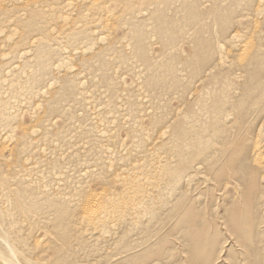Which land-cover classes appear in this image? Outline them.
Here are the masks:
<instances>
[{"label":"bare ground","instance_id":"1","mask_svg":"<svg viewBox=\"0 0 264 264\" xmlns=\"http://www.w3.org/2000/svg\"><path fill=\"white\" fill-rule=\"evenodd\" d=\"M214 1L206 13L201 0H0V264H98L79 259L89 248L106 264H214L213 197L231 209L219 225L247 255L262 254L264 0ZM190 23L200 32L185 60L176 43ZM211 27L226 44L213 48ZM158 42L165 54L151 61ZM29 50L34 62L23 61ZM227 63L242 72L238 97ZM177 65L203 86L185 111L167 97L189 86ZM204 190L212 200L200 203Z\"/></svg>","mask_w":264,"mask_h":264},{"label":"rangeland","instance_id":"2","mask_svg":"<svg viewBox=\"0 0 264 264\" xmlns=\"http://www.w3.org/2000/svg\"><path fill=\"white\" fill-rule=\"evenodd\" d=\"M204 2V0H201V3H202V8H203V10H205V8H206V13H214L215 12V10H213V9H215L214 8V6H216L215 5V1L213 2L214 4L213 5H211V2H212V0H210V2L208 1V0H206L205 1V3L207 2V3H210V4H204L203 2ZM226 3H222V5H224V7L226 8L228 5H229V7L228 8H226V9H230V7H232V3L230 2L229 3V1H228V3L225 5ZM175 6H173L174 8H176L177 10H179L180 9V13L181 14H178V16L181 18V17H183L184 15L185 16H187V17H189L190 15H191V13H192V11H194V10H192V8H190V10H187V11H185L186 9H188V8H186L185 6H183L181 3H177V4H174ZM206 5V6H205ZM205 6V7H204ZM184 8H185V10H184ZM181 9H182V11H181ZM209 9V10H208ZM175 13H176V11H175ZM176 17L177 19H179V17ZM236 16H234V18H235ZM190 18V17H189ZM214 19H210V21H208V22H210V23H214V21H213ZM191 24V23H190ZM190 24H187V25H185L184 27H183V30L181 31L182 33L181 34H179V36H180V38L179 37H177V38H179V41L177 40V42L179 43V42H181V43H179V44H177L176 43V48L178 49V55H180V56H182V53H183V56H184V54H185V56H184V58H185V60L188 58V54H190V52H189V47L192 45V43L194 42V41H196L197 40V38H195V37H197V35L199 34V30H200V25L199 24H194V23H192L191 25ZM209 24V23H208ZM198 25V26H197ZM193 27V28H195V29H197V30H194L193 29V32H192V30L190 29V27ZM246 26H242L241 28H245ZM212 28V31L211 32H213L214 31V33H211V36L212 37H216L215 39H213V41H212V46H213V48L214 47H216V46H218V45H223V44H226L225 43V41L229 38H231L230 36L232 35V33L234 32V34H235V32H236V27H234L233 26V28L230 30V33H228L227 35H228V37H227V39L223 36V34L222 33H218V32H216V30L218 31V28L217 27H211ZM219 28H222V27H219ZM185 29V30H184ZM215 29V30H214ZM191 31V32H190ZM197 33H196V32ZM233 31V32H232ZM191 34V35H189L188 36V34ZM219 34V35H218ZM230 35V36H229ZM184 36H185V38H184ZM189 38H188V37ZM219 36V37H218ZM182 37V38H181ZM195 39H194V38ZM218 38H220V40L218 39ZM185 39V40H184ZM189 39V40H188ZM190 39H191V41H190ZM161 40V39H160ZM216 42H215V41ZM157 41H159V40H157ZM185 42H187L186 44H185ZM221 42H222V44H221ZM214 43V44H213ZM158 44H160L159 42H158ZM182 44H184V45H182ZM189 46H188V45ZM216 44V45H215ZM227 44H230L229 42L227 43ZM179 45H180V49H179ZM184 46V47H183ZM161 47V48H160ZM162 47H163V45L161 46V44L160 45H156V47H154L155 48V52L153 53V55H154V57L153 56H151V61H153L155 58H158V56L159 57H161L163 54H165L164 52V48L162 49ZM181 47H183V49H181ZM186 47H187V49H186ZM159 49L161 50V52H159ZM181 50H183V51H181ZM158 52V53H157ZM163 52V53H162ZM181 52V53H180ZM157 53V54H156ZM162 53V54H161ZM160 54V55H159ZM176 55H177V53H175ZM187 54V55H186ZM219 54L218 53H216V56L214 57V62H212V64L214 65V64H218V63H220L221 62V58H219ZM164 58H165V60H169V62L174 58V55H171L170 57L169 56H166V57H162V60H164ZM220 59V60H219ZM23 61H25V62H28V61H32V62H34V57H33V53H32V51L31 50H29V53H27V56L26 57H24L23 58ZM218 61V62H217ZM32 65H33V63H32ZM31 65V66H32ZM174 66H175V63H174ZM225 65H222L221 64V68H224V69H228L227 70V72L229 73V85L231 86V92H232V94H233V96L234 97H238V96H240V92H238V91H242V89H243V86H242V84H240L241 83V80H242V78H241V71H239V70H236V68L232 65V63L230 64V66L228 65V63H227V65H226V67H224ZM228 66V67H227ZM233 66V67H232ZM180 68V70L181 71H183V72H180V70H179V68ZM182 66L181 65H177L176 66V68H177V70L180 72V74H183L184 73V78H183V80H184V85L185 86H187V85H189V86H187L188 88H184V86H180V85H178V87H177V89L178 90H176V92H175V94L174 93H170L169 95H167V97L170 99H172L173 101H172V105L175 107V108H178V106H176V105H178V103H179V105L182 103V102H185V103H187L186 105H185V107H184V111L185 110H187V108H188V103H190L191 102V100H192V94H193V90L195 89L194 88V86L196 87V89H198V87L199 88H202L203 86H201V84L200 83H195V80H193V77L196 75V72H193L192 74L188 71V69H186V72H185V69L184 68H181ZM220 68V69H221ZM183 69V70H182ZM234 70H236V72L234 71ZM191 71V70H190ZM209 71H210V73L212 72L210 69L209 70H207V71H205L204 73L205 74H207V72L209 73ZM217 71V70H216ZM231 71L233 72V73H231ZM178 72V73H179ZM238 72H240V73H238ZM185 74H187V76L185 75ZM204 74V77L206 76ZM240 74V75H239ZM87 75H84V74H82L81 75V77H80V80H83V81H85L86 79H85V77H86ZM235 76V77H234ZM237 76V77H236ZM188 77V78H187ZM187 78V79H186ZM190 78V79H189ZM240 78H241V80H240ZM190 81H189V80ZM195 79V78H194ZM197 81H200V79L199 78H197L196 79V82ZM89 83V82H88ZM195 83V84H194ZM159 84V83H158ZM241 86V87H240ZM88 87H90L91 89H94V90H96L97 88H95L92 84H88ZM193 87V88H192ZM182 89H186V90H182ZM181 90V91H180ZM193 92H192V91ZM236 91L238 92V93H236ZM179 92V93H178ZM181 93V94H180ZM192 93V94H191ZM242 93V92H241ZM190 94V95H189ZM239 94V95H238ZM172 95L174 96V97H172ZM179 95V96H178ZM190 96V97H189ZM177 99H176V98ZM179 97V98H178ZM189 97V98H188ZM179 99V100H178ZM188 99V100H187ZM191 99V100H190ZM182 100V101H181ZM185 100V101H184ZM164 102H162V104H163ZM158 108H160V110L158 111V116L160 115V116H163V115H165V113H167L168 112V110H167V107H168V105L167 106H165V105H159V106H157ZM156 107V108H157ZM189 107L191 108V103L189 104ZM163 109V110H162ZM165 109V110H164ZM167 110V111H166ZM251 117H252V120H251V123L252 124H254L253 126H254V128H257V127H255V126H258V124L260 125V123H261V121H262V119H260V118H258V120H253L254 119V116H252L251 115ZM158 118H155V123L154 124H157V122H158ZM252 129L254 132H255V134L257 133V131H255V129ZM262 130H264V123H263V125H262V128H261ZM235 134V133H234ZM59 163H61V164H66V163H69L68 162V160L67 159H64V160H60L59 161ZM90 168H93L94 166H96L97 164L93 161H91L90 162ZM85 167H87V166H85ZM85 167H84V169H85ZM79 170H83V169H79ZM76 171H78V170H76ZM76 171H74L73 172V174L76 172ZM53 172H55L54 170H53ZM53 172H51V173H53ZM55 174L56 175H60V176H56V179H61L63 176H62V174L61 173H59V172H55ZM199 178H202L201 177V175H199ZM198 180V181H197ZM196 181L198 182V183H200V181H199V179H197ZM195 180H193L192 181V183L191 184H193L192 185V188L196 185V182ZM197 183V186H199V184ZM95 185H98V186H96L97 188H100V185L99 184H97V183H94ZM178 188V190L180 191H177V189H176V193L177 192H179V194H181V192H184V191H186L185 190V188H186V185H185V181H182L181 182V184L177 187ZM184 188V189H183ZM184 190V191H182V190ZM199 189V187H196V188H193V190H192V192H190L191 193V195H196V191ZM205 191V193L201 196L203 199H201L200 201V203H203V202H208V201H210V200H212V198L210 197V196H208V191L207 190H204ZM178 194V193H177ZM229 198H228V201H229V199L233 196V193L231 192L230 194H229ZM192 197H194V196H192ZM214 199H216L218 202V212L220 213L219 214V218H217L218 219V223H216V225H215V223L212 225V226H210L211 227V234L212 235H215L214 233L217 231L218 233H217V238H216V243L218 244L214 249L212 248V246H211V249H209V253L211 254V260H212V263H214V264H251L252 263V261H253V259H255V260H260L259 259V256H262V255H264V251H262V254H260V253H255V254H251L250 256L249 255H247L246 253H245V251L242 249H240V246H239V244L236 242V240L234 239V237L231 235V233H229V231L226 229L225 230V228L224 227H221L220 225H219V222H220V220H221V216L220 215H222V217L223 216H225L226 214H227V212H229V210H231L230 209V207L228 208V211L227 212H225L224 210L226 209V207H224V204H226L224 201L227 199H225V200H221V199H217V197L216 198H214L213 197V200ZM220 200V201H219ZM203 201V202H202ZM228 201H226V202H228ZM221 202V203H220ZM199 203V204H200ZM170 209H171V206H169L168 205V207H167V209L164 211V215H163V218H165V222H167L166 223V226H167V224H168V222H169V219L171 218V216H172V214L170 213ZM209 211V212H208ZM208 211H206V214L207 215H210L209 213H211V215H210V218H213L214 216H216L215 215V213L213 212V210H208ZM214 213V214H213ZM264 213V212H263ZM212 216V217H211ZM263 217V219H264V216H262ZM215 226H218V227H215ZM220 226V227H219ZM163 227V226H162ZM262 227V231H263V234H264V226H261ZM159 229L160 228H157L156 230H157V232H159V233H161V231H159ZM220 229V230H219ZM223 229V230H222ZM156 230H153V231H155L156 232ZM168 229H166V227H165V229H163V234L162 235H166V233L168 234ZM223 231V232H222ZM231 236V238H230V236ZM254 234V232H252V235ZM161 235V236H162ZM141 237V235H139L138 236V238H140ZM141 240H146L145 238L143 239V238H140ZM212 242V236L210 237V238H208L207 239V241H205V244L206 245H210V243ZM110 245V244H109ZM223 245V246H222ZM257 245L259 246V248H260V250H261V248H264V240L262 241V245H259L258 243H257ZM111 247V246H110ZM238 247V248H237ZM114 248L115 247H112V248H109V247H104L103 248V250H100L101 251V254L103 253H106L107 251L106 250H108V252L107 253H109V254H112V251L113 252H115L114 251ZM109 249H111V250H109ZM91 249L89 248V250H87L86 252H81V254H80V257H79V259L81 258V260H82V262H88V261H90V262H92V261H94L95 263L96 262H99L100 264H106V261H105V259L101 262L100 261V254L97 252H95V256H93V255H90V253L92 252V251H90ZM219 250H220V252H219ZM240 251V252H239ZM88 252V253H87ZM218 253V254H217ZM102 254V255H103ZM241 255V256H240ZM263 257V256H262ZM142 258H146V257H141V259ZM155 256H151V258H146V260L145 261H143L142 263H140V264H161V263H163L164 264V262H165V264H172L173 263V261H172V257H171V259L169 260H167V261H163L162 259H158V260H156V261H154L155 260ZM253 258V259H252ZM98 259H99V261H98ZM262 259V258H261ZM97 260V261H96ZM143 260V259H142ZM148 260H149V262H148ZM232 260V261H231ZM105 261V262H104ZM158 261H161V262H158ZM236 262V263H235ZM98 263V264H99ZM121 264H123V263H121ZM129 264H132V263H129ZM135 264H137V262H135Z\"/></svg>","mask_w":264,"mask_h":264}]
</instances>
